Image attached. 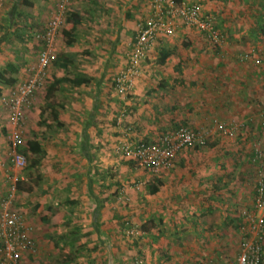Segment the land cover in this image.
I'll use <instances>...</instances> for the list:
<instances>
[{
    "label": "crops",
    "instance_id": "crops-1",
    "mask_svg": "<svg viewBox=\"0 0 264 264\" xmlns=\"http://www.w3.org/2000/svg\"><path fill=\"white\" fill-rule=\"evenodd\" d=\"M150 1L72 0L67 16L78 19L71 32L73 41L71 46L65 43L64 33L73 25L66 17L63 28L54 38L53 53L76 54L73 60L75 66L65 68L51 63L47 75L54 84L56 79L66 77L67 81L55 84V88L60 91L62 85L69 86L75 89L73 95L78 99L69 104L61 101L54 103L57 115L52 120L45 121V128L59 129L52 137L45 140L32 137L40 141L45 149V158L62 163L63 171L70 170L74 164L73 175L80 177L81 182L74 188L76 196L71 199L76 201V211L69 209L68 213H74V221L77 222L80 233L87 230V233H83L86 238L80 240V244H84L83 249L97 245L110 251L107 264H115V251L111 243L106 241L103 246V242L120 239L123 234L120 227L131 218L128 213L130 207L143 213V217L138 218L139 222H146L148 218L156 215L165 222L164 225H169L176 222V218L183 219L182 215H190L192 218L186 224H190L189 231L193 233L196 225L193 219L195 212L198 208L201 209V214H205L210 200L212 202L208 188H214V182L220 176L212 175V172L217 173V169L212 167V153L188 150L180 151L174 165L163 168L158 173H152L145 168L139 170L123 166L124 172H116L115 179L110 181L111 185L105 187L103 184H108L109 181L97 178L99 165L108 167L112 164L115 165V170L120 168L122 165L118 166L117 162L120 160L121 154L118 152L121 148L128 146L133 140L152 136L157 130L178 122L186 123L203 137L214 134L210 142L212 146L209 144L208 147L223 144L230 134H239L241 131L244 136L238 138L240 142L252 139L251 143L259 141L264 148V129L260 125L261 113L264 111V43H254L251 35L264 31V0H182L197 4L204 18L214 19L215 33L231 43H206L205 37L197 34V30L186 29L189 43L152 44L149 57L142 62V71L132 88L123 94L115 93L111 79L125 66L135 25L151 12ZM15 2L16 0H5V8L0 10V61H3L2 54L4 48H7L2 42L5 40L4 18L12 17ZM25 44L27 47L24 52H20L19 63L11 68L13 70L10 73L7 71V77L15 76L17 81L25 79L29 70L37 64L39 42L32 38ZM162 47L171 49L172 53L160 65L157 59ZM245 53L251 56L249 60L242 59ZM11 60L13 64L16 62L14 56ZM257 60L259 63H256ZM79 74L85 77V81L79 86L72 85V79ZM110 97L113 98L111 101ZM96 105H101L97 115L94 111ZM0 107L3 108L1 105ZM99 113L101 116H98ZM218 124H223L225 130L217 132ZM47 140L50 142L49 146L56 145L54 150L44 146V141ZM100 146H104L103 153H100ZM104 149L112 150L106 152ZM252 151L253 147L246 154L249 155L247 159L250 164ZM243 155L242 161L245 160ZM245 169L247 168L242 167V172H248ZM156 181H160L161 185L151 194L148 191L149 185ZM112 187L121 194V199L118 197L120 200L110 198L109 193L104 194L110 192ZM253 189L254 187L251 188L248 206L253 201ZM240 196L242 200L246 194L241 193ZM217 205L220 207L222 203ZM169 208L173 210H168ZM177 228H181L180 224ZM176 229L171 233L173 235L170 242L160 237L165 241V248H170L169 252L174 256L168 261L174 259L173 262L180 261L181 252L177 236L174 235ZM32 232L33 238V234L38 236V239L37 236L34 239L38 252L34 256L24 257V264H35L39 258L43 259V264H51L48 255V262L44 257L48 251L52 254L58 252L60 256L57 259L59 262L52 264H73L76 252L71 251L72 245L64 253L63 246L59 243L63 234L60 229L49 236L51 243L43 244L40 235ZM181 234H184L182 230ZM210 234L203 231L199 235L209 238ZM143 236L147 237V232ZM85 240L87 245L83 243ZM53 248H56L55 252ZM96 256L87 255L81 264L95 262ZM68 257L72 260L66 261ZM100 260L104 262V259Z\"/></svg>",
    "mask_w": 264,
    "mask_h": 264
},
{
    "label": "rangeland",
    "instance_id": "rangeland-1",
    "mask_svg": "<svg viewBox=\"0 0 264 264\" xmlns=\"http://www.w3.org/2000/svg\"><path fill=\"white\" fill-rule=\"evenodd\" d=\"M59 2L60 0H16L12 8V17L4 18L5 24L3 25V32L5 34L3 36L5 40L2 42L7 45V48H4L2 54L3 58L1 59L3 61H0V69H7L8 73L13 70L11 68L14 67L20 59V52H24L25 47H27L25 42L27 43V41L32 38L35 39L33 36L34 31L43 27L53 15V12L58 8L57 5ZM71 2L72 0H70L66 6L64 22L58 31H60L65 24L67 14L71 8ZM147 4L149 5L148 2ZM191 4L193 3H187L182 0H151L150 6L152 10L145 19L142 18L135 25L133 39L138 27L140 25H147V22L154 18L156 13L161 10L159 17L161 15L162 21L172 26L173 34L166 35L161 32L155 37L152 44L189 43L190 40L186 37V29L197 30V34L205 37L204 40H206V43H231L227 40L224 41V38L219 37L215 33V21L212 18H210V21L213 26L214 34L207 29L203 30L197 25L189 24L184 21L178 11ZM170 6H172V8H169ZM3 8H5V6ZM28 8L31 10L29 11ZM169 9L172 10L170 13L167 12ZM201 15L202 17L204 16L202 12ZM35 17L38 19H35ZM0 32H2V29H0ZM251 35L254 43H264V31L259 32V34L252 33ZM199 40L200 39H198V41ZM12 56L16 59L14 64L11 60ZM148 57L149 51L142 62L144 63ZM143 63H141V68ZM32 69L33 68L29 70L26 77L33 74ZM114 76L115 75H113V77ZM113 77L111 79L112 88L115 93H118L114 88ZM60 89L59 91L55 88L54 82L52 83L46 72V77L34 92L32 102L29 107L25 109L23 122L19 124L18 127L14 124L12 115L6 109L0 107V203L2 201L6 202L11 200L10 206L19 209L24 222L31 227L32 231L40 235V239L42 238V244L51 243L49 236L52 233H57L56 231L60 229L63 234L62 238L59 239V243L63 246L64 253H66L69 251L70 246H76L81 243V238H86L83 233L87 231L84 230L83 233H80V228L77 222L74 221V213H68L69 209L74 212L76 211V204H70V201L74 199L72 197L76 196V189L74 188H77L81 182L80 177L76 178L73 175V168L75 166L72 164L70 170L65 169L63 171L64 166L60 161H50L49 158H44L36 168L30 167L28 164L29 162L25 159L24 166L21 169H17L14 165V154L17 152L18 147H16V145L14 146L13 141L14 131H19L17 132L19 138L16 144L23 147L25 146V141L29 138L38 137L40 140H45L59 131V129L54 130L52 128L50 130L45 128V121L52 120L53 116L57 115L54 103L58 104L61 101L64 104H69L71 101L78 99L77 96L73 95L75 89H71V87L66 85H62ZM112 99L113 98L110 97V101ZM98 107L100 109L101 105H96L94 110L96 115ZM48 111H50V113ZM41 112L42 114L40 115ZM101 114L99 113L98 116H101ZM178 126L190 128L186 123H172L166 126L167 128L157 130L156 134L152 136H143V138L154 140L161 134L172 131ZM119 131L121 132V130ZM194 131L197 132L196 130ZM218 131L217 129V132ZM238 133L239 134L235 133L234 135L230 134L226 137V141L223 144L220 143L219 145H215V147H208L207 144H211L210 142L214 136V134L210 133L208 137H203L205 140L204 144L182 150H194L197 152L209 151L213 154L211 156L212 167L213 169H217V173L215 174V172H212V175L214 177L216 175L218 176V174L220 175L217 181L214 182L216 186H214V188H208L211 193L212 202L210 200L205 214H201V209L199 210L198 208L195 212V218L193 219H195L196 225L194 226L193 233L189 231L190 224H186L187 221H190L192 218L190 215H182L183 219L176 218V222L169 225H164L165 222L163 223L161 218H158L156 215L148 218L146 222H139L138 218L143 217V213L136 212V208L130 207V212L128 213L131 218H128L125 223L122 224L123 227H120V231L123 233L120 235V239L117 238L111 241L105 240L103 242V246L106 245V241L113 246L115 251V264H232L235 261L239 242L241 240V232L239 227H237L240 221L239 213L243 208L249 207L248 201L251 196V188H253L256 170L255 163L250 164L247 159L249 155H246L251 150V147H253V143H251L252 139H245L244 142H240L238 138H242L244 135H242L241 131ZM134 141L135 140H133V142ZM248 141L249 143H247ZM44 142H46L44 144L46 148L50 147L52 150L55 149L56 145L52 144L49 146L50 142H48V140ZM124 146L125 145H123V147ZM202 147H205V149H202ZM103 148L104 146L100 148V153L103 151ZM111 150L112 149H104L106 152H111ZM124 151V148H121L118 152L121 155L117 164L118 166H122L117 170H115V165L112 164H109L108 167H101V165H99L97 178L99 180L107 179L109 181L108 184H103L105 187L111 185L110 181L115 179L116 172H119V174L124 172L125 169H122L124 168L123 166L129 169L134 167L139 170L144 169L142 166L130 160L125 155ZM241 155L245 156L244 161L241 160ZM175 160L176 158L172 161V164L169 166L170 168L174 165ZM242 167H246L248 172H242ZM86 178L85 176L84 179L87 181ZM215 179L216 178H214V181ZM74 182H76V184H74ZM113 182L115 183V180H113ZM218 185H220L219 188ZM109 190L110 192H104V194L109 193L110 198L115 199L121 196L120 193L113 190V187ZM246 191L248 192L246 193ZM241 193L242 195L243 193L246 194L242 200L240 196ZM120 199L118 198L117 200ZM220 203H222V205L219 207L217 204ZM128 205L130 206L131 203ZM171 209L172 208H169L168 210ZM233 216H235V218ZM203 220H205L204 224L202 223ZM236 222L237 226H235ZM179 224L181 228L176 229L177 226L179 227ZM203 228L204 230H202ZM175 229L177 232L174 235L177 236L176 239L180 245L179 248H181V252H179L180 261L177 260L173 262L174 259L168 261L170 257L174 256L169 252L170 248H165V241L161 240L160 237H164L170 242V237L173 235L171 233ZM180 229L184 234H181ZM116 230L120 233L118 229ZM203 231L211 233L209 238H204V236L199 235L203 233ZM146 232L147 237L143 236ZM33 236L35 239L37 235L35 236V234H33ZM86 242L85 240L83 243L86 244ZM95 247L92 246L83 249L84 244L81 247L79 246L77 252L74 253L72 263L81 264L86 260L85 258L87 255L88 257L97 255V260L95 262L93 261V263L89 262V264H107L108 253L110 251H106L104 247L101 249L97 245ZM170 247H172L171 244ZM55 249L56 248H53L54 252L56 251ZM49 252L50 251H48V254L45 256L43 255L45 259H47L46 256L48 255L51 264L59 262L57 260L60 258L58 252L54 254ZM100 255L101 258H99ZM83 256L84 258H81ZM99 259H104V262L101 260L99 261ZM42 260L41 258H39V260L36 259L35 264H43L44 262H42ZM48 260L49 259L45 261L48 262ZM140 261L142 263H140Z\"/></svg>",
    "mask_w": 264,
    "mask_h": 264
},
{
    "label": "built area",
    "instance_id": "built-area-1",
    "mask_svg": "<svg viewBox=\"0 0 264 264\" xmlns=\"http://www.w3.org/2000/svg\"><path fill=\"white\" fill-rule=\"evenodd\" d=\"M69 1L60 0L53 15L41 29L33 33L39 42L37 64L32 69L33 74L13 86H7L0 95V105L12 115L16 127L23 122L25 109L32 102L34 92L46 77L48 67L55 56L54 38L64 22ZM4 3L5 0H0V10L4 7ZM160 11L147 22V25L138 27L127 54L126 64L113 77L114 88L118 93H125L134 85L141 73L142 60L146 58L155 37L161 32L166 35L173 34L172 26L162 21L161 15L159 17ZM171 11L169 9L167 12ZM178 12L187 23L197 25L203 30L207 29L214 34L211 19L202 17L198 5H188L179 9ZM250 58L249 53L242 55L243 60ZM256 63H259V60ZM233 125L236 127L235 123ZM260 125L264 129V111L261 113ZM217 129L224 131L225 127L223 124H218ZM17 132L19 131H14L13 134L14 146L17 145L19 138ZM204 141L200 133L188 127L178 126L154 140L134 141L124 147V152L139 166L152 173H158L161 169L169 167L180 151L202 145ZM251 156V162L256 166L253 183L254 197L251 206L243 208L239 213L241 240L232 264H262L264 257V148L259 141L253 143ZM24 163L25 156L15 152V167L21 169ZM10 202L11 200L0 203V264H24L23 258L37 254L38 247L31 235V227L24 222L19 209L10 206Z\"/></svg>",
    "mask_w": 264,
    "mask_h": 264
},
{
    "label": "trees",
    "instance_id": "trees-1",
    "mask_svg": "<svg viewBox=\"0 0 264 264\" xmlns=\"http://www.w3.org/2000/svg\"><path fill=\"white\" fill-rule=\"evenodd\" d=\"M67 19L69 21H72L73 25L71 27L70 30L66 31L64 34L66 36L65 39V43L67 46H71V43L73 41V38L71 37V32L73 31V29L75 28V24L78 22V19H72L71 15L67 16ZM172 53V50L167 48V47H162L160 49V54L159 57L157 59L158 64L162 65L165 63V60L168 56H170ZM76 58V54L71 53V52H64V53H60L58 55H55L53 60H52V64L56 65V66H62L67 68L68 66H75L73 64V60ZM63 81H67L66 77H61L56 79L55 84L61 83ZM85 81V77L82 74L76 75L73 79H72V85L74 86H79L81 85L83 82ZM17 82V79L15 77H7V69H0V95L2 93V91L4 90V87L7 86H13L15 83ZM42 114V112L40 113V115ZM139 140H148V139H139ZM209 145V144H207ZM212 146V144H210ZM16 147H18L17 152L22 153L25 156V159L29 162V166L36 168L39 166V164L42 162V160L45 158L46 155V151L43 148V146L41 145L40 141H38L37 139L34 138H30L27 139L25 141V146H20V145H16ZM144 168V167H143ZM161 185L160 181H156V183L154 182L152 185H149L148 191L151 194H154L159 186ZM76 201L75 200H71L70 204H75ZM58 244V242L56 241V245ZM80 244V243H79ZM78 244V247L72 246V252L75 251L77 252L79 246L81 247L82 245ZM62 250V249H60ZM68 260H72V258H67L66 261Z\"/></svg>",
    "mask_w": 264,
    "mask_h": 264
}]
</instances>
